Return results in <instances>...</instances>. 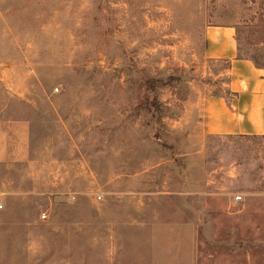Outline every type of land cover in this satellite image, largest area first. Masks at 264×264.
Segmentation results:
<instances>
[{
  "label": "rangeland",
  "instance_id": "1",
  "mask_svg": "<svg viewBox=\"0 0 264 264\" xmlns=\"http://www.w3.org/2000/svg\"><path fill=\"white\" fill-rule=\"evenodd\" d=\"M209 26L264 68V0H0V264H264V138L202 134Z\"/></svg>",
  "mask_w": 264,
  "mask_h": 264
},
{
  "label": "crops",
  "instance_id": "2",
  "mask_svg": "<svg viewBox=\"0 0 264 264\" xmlns=\"http://www.w3.org/2000/svg\"><path fill=\"white\" fill-rule=\"evenodd\" d=\"M235 33L236 30L232 26H209L205 30L206 59L229 60L230 79L226 88L228 95L208 97L204 100L202 134L218 137L264 138V68L254 66L248 59L237 57L238 45ZM175 219L176 221H173L175 224H194L193 220L189 221L183 217H175ZM184 234L186 233L178 235ZM182 238L186 242H192L193 233L191 232L190 236L186 234ZM174 256H181L178 264H194L192 245L186 246L185 251L179 250Z\"/></svg>",
  "mask_w": 264,
  "mask_h": 264
},
{
  "label": "trees",
  "instance_id": "3",
  "mask_svg": "<svg viewBox=\"0 0 264 264\" xmlns=\"http://www.w3.org/2000/svg\"><path fill=\"white\" fill-rule=\"evenodd\" d=\"M237 57L239 58V59H248V58H244V57H241V56H239V54L237 53ZM248 60H250L253 64H254V66H256V67H258V68H261L260 66H258L253 60H251V59H248ZM218 61H222V62H224V63H226V70H227V72H228V70H229V68H230V61L229 60H218ZM230 79V77L228 76V80ZM229 82V81H228ZM229 94V92H228V90H226V92H225V95H228ZM218 96H220V95H217V96H212V97H218Z\"/></svg>",
  "mask_w": 264,
  "mask_h": 264
},
{
  "label": "built area",
  "instance_id": "4",
  "mask_svg": "<svg viewBox=\"0 0 264 264\" xmlns=\"http://www.w3.org/2000/svg\"><path fill=\"white\" fill-rule=\"evenodd\" d=\"M239 199V198H238ZM0 208H1V206H0ZM45 217V216H44Z\"/></svg>",
  "mask_w": 264,
  "mask_h": 264
}]
</instances>
